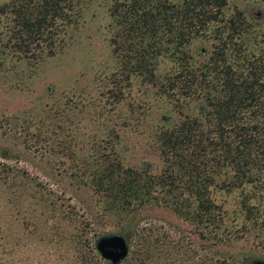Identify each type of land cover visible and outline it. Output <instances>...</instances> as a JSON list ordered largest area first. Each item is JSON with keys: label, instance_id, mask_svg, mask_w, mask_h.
<instances>
[{"label": "rangeland", "instance_id": "1", "mask_svg": "<svg viewBox=\"0 0 264 264\" xmlns=\"http://www.w3.org/2000/svg\"><path fill=\"white\" fill-rule=\"evenodd\" d=\"M78 1V12L64 20L51 52L46 47L27 55L8 46L10 16L0 15V152L5 150V157L0 155V264L263 260L264 241L240 224L239 188L212 192L224 208L225 222L234 229L221 241L202 238L194 220L155 201L103 208L83 161L108 152L124 165L148 161L151 170L158 171L162 159L153 130L192 112L195 101L179 114L135 75L122 78L119 100L106 97L117 68L110 38L119 25L109 13L111 0ZM235 8L252 22L249 41L258 51L264 40V0H227L226 12ZM210 48L209 39L196 38L189 52L200 58ZM171 63L160 55L159 74ZM138 231L147 235L148 252L142 262ZM110 233L127 239L126 254L115 263L102 257L94 244L97 237Z\"/></svg>", "mask_w": 264, "mask_h": 264}, {"label": "trees", "instance_id": "2", "mask_svg": "<svg viewBox=\"0 0 264 264\" xmlns=\"http://www.w3.org/2000/svg\"><path fill=\"white\" fill-rule=\"evenodd\" d=\"M78 2L1 0L0 15L10 16L8 46L27 55L46 47L51 52ZM226 7L227 0H111L109 13L119 25L110 38L117 68L106 97L119 100L122 78L135 75L179 114L189 101L195 104L192 112L153 130L162 159L158 171L148 161L124 165L108 152L83 162L107 211L155 201L194 220L204 239L233 235L212 192L239 188L240 224L264 241V40L256 51L249 41L252 22L240 9ZM196 38L211 44L200 58L189 52ZM160 55L172 62L161 74ZM0 155L5 157L4 149ZM137 235L142 262L147 235ZM210 260L205 264H235L224 257Z\"/></svg>", "mask_w": 264, "mask_h": 264}, {"label": "water", "instance_id": "3", "mask_svg": "<svg viewBox=\"0 0 264 264\" xmlns=\"http://www.w3.org/2000/svg\"><path fill=\"white\" fill-rule=\"evenodd\" d=\"M100 255L112 263L122 258L127 251V239L123 235L110 233L97 237L94 241ZM255 264H264L263 260H253Z\"/></svg>", "mask_w": 264, "mask_h": 264}]
</instances>
